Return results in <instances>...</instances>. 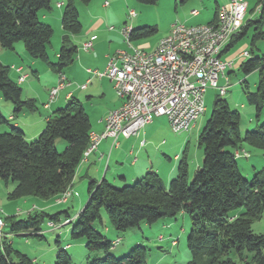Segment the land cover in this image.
I'll use <instances>...</instances> for the list:
<instances>
[{"label": "trees", "instance_id": "16d2710c", "mask_svg": "<svg viewBox=\"0 0 264 264\" xmlns=\"http://www.w3.org/2000/svg\"><path fill=\"white\" fill-rule=\"evenodd\" d=\"M76 1L66 0L65 3L62 26L66 33L56 62L50 60L47 52L54 29L39 16L40 11L51 9L53 0H0V46L13 50L21 41L33 59H40L52 70L63 72L74 62L78 52L70 35L79 34L83 29ZM79 1L89 4L92 0ZM137 1L154 4L158 0ZM256 7L260 10L259 17L247 20L232 36L225 55L233 57V48L252 33L250 57L237 59L235 66L246 75L256 70L260 72L257 90L247 92L248 102L256 106L260 117L264 109V56H254L253 49L264 39V0H256ZM156 31L157 27L144 26L133 29L130 37L132 40ZM10 70L0 59L2 97L13 104L15 113L36 110L35 99L23 98V89L10 77ZM3 123L10 129L0 132V182L14 185L8 193L9 199L57 200L63 192L72 189L92 131L89 115L80 100L72 97L65 106L54 111L34 141L28 140L22 129L10 124L0 107V124ZM60 139L66 142L62 151L58 147ZM198 141L204 158L191 182L184 152L177 176L168 185L156 173H149L146 182L125 184L122 188L115 187L106 178L99 183H89L88 200L71 236L74 240L85 238L90 251L102 254L91 264H147L148 249L142 245L133 247L120 258L112 254L114 242L94 227V223L101 220L102 211L117 231L187 213L193 227L188 238L191 259L186 264H264V233H255L252 229L253 221L261 218L264 211V167L247 180L235 155L236 151H245L246 155L242 156H249L242 146L244 142L264 152V122L242 136L240 112L232 109L228 100L217 98ZM73 195L74 192L70 197ZM2 213L4 210L0 208ZM63 213L67 215L65 221L70 222L67 210L55 214L41 210L29 213L25 219L6 216L5 225L9 222L15 233L34 230V235L41 238L40 224L45 219L56 224ZM5 225L0 227V264H38L13 246L3 233ZM232 254H236V258ZM56 264H72L66 247H58Z\"/></svg>", "mask_w": 264, "mask_h": 264}, {"label": "rangeland", "instance_id": "374dc122", "mask_svg": "<svg viewBox=\"0 0 264 264\" xmlns=\"http://www.w3.org/2000/svg\"><path fill=\"white\" fill-rule=\"evenodd\" d=\"M109 2L112 3V0H109ZM104 3L105 0H92L89 4H83L79 0L76 1V5L79 10V19L82 23L83 29L79 34H71L70 38L72 43L77 45L79 49L82 48V39L85 37L84 34L93 21V16L98 14L105 16L107 14L106 10L104 9ZM248 3L249 6L244 23L250 19H257L260 15V10L256 7V0H248ZM125 4L126 15L129 19L127 24L128 26H130L132 19H130L127 13L131 9H135L137 11L136 7L139 5L143 8L144 20L149 22L144 25H140L139 28L144 26L157 27V31L149 34V36H142L131 40L133 48L144 49L146 51H150L153 46L158 44L159 40L163 36L168 34L167 31L164 30L172 23L180 22L188 26L205 23L206 19L208 18V10L211 9L210 4L206 6L202 5L200 2L188 4L182 3L181 0L178 1V4L170 0H158L154 4H147L137 0H131L129 4H127V1H125ZM192 10H198L201 12V14L199 16H195ZM121 13V11H116L115 13L110 12L109 22L106 24V27L109 25L117 26L116 23H119L122 20ZM52 28L54 29V35L47 46V52L50 60L56 62L62 45V30H60V28L58 26L56 27L55 25L52 26ZM97 35H99V33H97ZM251 36L252 33L249 34L248 38L244 39L237 46H235L231 54H239L243 50H251ZM120 41L122 42V49H128L130 51L133 50L132 46L127 43L123 35ZM140 44L149 45L147 47H139ZM113 45L114 46L112 49H116V43H113ZM110 47L111 44L109 41H104L100 45V49H111ZM15 48L16 51L13 52L12 50L4 49L0 46V56H4V60H7L6 58H9L10 60L11 58V60H15L17 63H22L26 66V69L31 74V78H29L24 84L20 85L23 89V98L28 94L34 96V83H37V88L42 90L44 85L48 84V82H52L55 71L40 59H36L35 66L31 65L30 60L33 58L25 49L23 42H17L15 44ZM20 49H23V52L19 55ZM253 50L254 56H264V39L259 41ZM249 57H246L245 59H248ZM14 70L15 69L13 68L10 70V77L12 79H15L13 72ZM34 70L39 71L40 82L34 77V72H32ZM63 72L68 73L69 69L65 68ZM227 75L230 78V86L228 87L225 95L220 94L218 90L213 87L207 89L205 93L206 111L198 119L196 126L193 129L177 134L169 128L165 136L153 141L154 147L159 145L161 146V142L164 138L166 141H168V146L172 145V162H169V159H167L165 155H162V158L166 160L163 162H167L169 165L171 163H175L177 165L176 170L180 162L179 160L182 158L183 153L186 152L190 182L193 180L197 170L196 165L198 162H203L204 151L203 148L199 146L198 138L200 132L212 114L213 105L217 98L228 100L231 108L240 112L242 136H244L248 131L255 130L257 126L264 122V109L261 116L258 117L256 106L250 104L247 100V92H253L257 90L260 77L259 70L253 71L252 73L246 75L238 68V66H235L233 69L227 70ZM224 83L225 79L221 77L220 84L223 85ZM1 97L2 94L0 92L1 104L7 102L3 97L1 99ZM7 103L10 104L11 102L8 101ZM92 109L93 107L88 106V111L91 114L94 113ZM38 136L28 140L34 141L38 138ZM65 145L66 142L60 139V142H58L59 150L62 151ZM242 146L248 151L249 156L239 157L238 164L244 177L247 180H251L254 177L255 172L262 170L264 167V152L261 149L250 146L245 142L242 144ZM176 153L180 155L179 160L174 158ZM162 170L168 174L169 167L165 164V166L163 165ZM176 176L177 174L173 178ZM144 182H146V180H144ZM165 182V185H168L170 180ZM88 184L89 181L84 188L81 187L83 190L79 191L80 197L78 195V198L81 199L80 202L75 203L73 200H70L68 203H58L57 200L51 199L47 204L48 207L43 209L48 214H55L57 212L67 210L70 217V222L65 221L67 217L65 213L62 214V219L56 223V227L50 226L48 219H45L40 224L41 234L43 235L41 238L34 235V230L15 233L12 231L9 222H6V226L3 228V233L6 234V237L9 238L16 249L27 254L32 259H36L38 264H56V256L59 246L67 248V251L72 258V264H91L92 261L101 253L97 251H90L87 248V241L85 238L74 240L71 236L72 228L77 221V217L88 200ZM117 184L119 183H116L114 186L118 188L125 186L122 184ZM13 188L14 187L12 183L6 185L4 182H0V203L3 204L6 200H9L8 193ZM33 203L31 202L30 205ZM32 211L33 213H36L41 210L33 209ZM2 216L5 220L6 216L4 213H2ZM27 217L28 214L26 213L17 215V219H25ZM94 227L106 235L108 239L112 240L115 247L118 245V248L115 250L114 247L112 251V254L117 258L128 254L133 247L142 245L148 249L146 255L147 264H186V262L191 259V252L188 248V238L193 225L191 216L187 213H179L176 217L161 218L151 224L143 222L139 227L131 228L126 231H117L111 225L106 212L102 211V218L101 220H98L94 223ZM252 229L255 233H264V211L261 218L253 221ZM121 237L123 240H118ZM132 241L133 243H130ZM173 241L175 242L174 244ZM68 244H70L69 247L67 246ZM130 244L135 245L128 247ZM231 256L236 258V254H232Z\"/></svg>", "mask_w": 264, "mask_h": 264}, {"label": "crops", "instance_id": "0c3cea01", "mask_svg": "<svg viewBox=\"0 0 264 264\" xmlns=\"http://www.w3.org/2000/svg\"><path fill=\"white\" fill-rule=\"evenodd\" d=\"M53 1L55 2H52L51 9L40 11L39 16L43 22L50 24L51 26H58L60 30H62L63 37L65 30L62 26V16L66 0ZM125 1H127V4L131 2V0H112V3H110L109 0H105L104 9L107 14L105 13V16L99 14L93 16V21L85 32V37L82 39V48L79 49L76 45L78 47V52L74 62L67 67L69 72H65L68 76L69 84L61 89L57 99L51 102L49 106L46 104L49 102L50 89L56 85L59 77V72L56 71L55 75H53L54 78H52V82H48V84L44 85L42 90L37 88V83H34V96L28 94L24 97V99H35L37 105L36 110L15 113L12 103H10L11 105L7 103L8 101L3 104L0 103L2 114L10 121V124L22 129L25 132L27 139L37 137L44 129L49 116L58 108L63 107V105L72 97L81 101L89 115L92 125L91 132L101 133L104 131L105 119L108 113L119 107L122 100L116 93L114 82L108 77L98 76L95 71H103L107 66L109 57L116 51L122 50V42L120 41L122 37L121 30L128 24L129 20L126 15ZM170 1H174L178 4L179 0ZM181 2L188 4L200 2L205 6L210 4L211 9L208 10V18L205 23H202L207 24L217 21L220 8L229 7L231 0H181ZM136 8L138 13L135 9H131L136 11V16L134 18L130 17L129 12L127 13L130 19H132L130 24L132 29H137L140 25L149 23L143 18V8L139 5ZM116 11L122 12V20L119 23H116L117 26L109 25L106 27V24L109 22V13H115ZM192 11L193 13L194 11L197 12L194 13L195 16L201 14L198 10ZM171 25L168 28L166 27L164 31L170 33ZM97 33H99V35H97ZM94 36L95 38L92 40L91 38ZM90 40H92V46L90 49H85L83 44ZM104 41L110 42L111 49H100V45ZM113 43H116V49H112L114 46ZM148 45L149 44H140L139 47H147ZM155 47L156 46H153L151 50ZM22 50L20 49L19 55L23 52ZM12 51L15 52L16 48ZM3 57L4 56H0L1 61L5 65L10 66L11 69H15L13 71L15 75V79L13 78L14 81L21 85L31 78V74L24 64L17 63V61L11 60V58L10 60L9 58L4 60ZM233 58L235 61L239 59L235 53L233 54ZM35 61L36 59H31L30 64L35 66ZM19 68H21V70H18ZM26 74L28 77L21 82L20 76ZM39 76V71L34 70V77L40 82ZM82 85H86V87L83 88ZM88 106L93 107V114L88 111ZM169 128L171 129L168 119L165 116H160L154 118V120L142 128L137 135L128 138L120 136L117 140V145L114 144L112 137L101 140L98 144L97 150L92 152L87 159L82 160L78 166L71 186L72 190L77 194L70 197L66 203L70 200H73L75 203L80 202L81 199L78 198V195L80 197L79 191L83 190L82 188L86 186L88 181L89 183L91 181L99 183L106 178L113 185L116 183H119L117 185L133 184L145 180L149 173H156L159 175L164 184L166 183L165 181L171 180L177 174V165L175 163L169 165L167 162H163L166 160L162 158V155H165L167 159H169V162H172V145L168 146V141L164 138L161 142V146H153V141L165 136ZM9 129L10 126L7 123L0 124V132L8 131ZM174 158L179 160L180 155L176 153ZM165 164L169 167L168 174L162 170L163 165L165 166ZM201 165L202 163L198 162L196 168H200ZM40 200L41 199L35 197H24L18 200L9 199L3 204L0 203V207L4 210L5 216H15L24 213L29 214L33 212V209L43 210L48 207L47 204L49 200ZM31 202L34 203L30 205ZM120 239L123 240L122 237L118 240ZM130 243H133V241ZM133 245L135 244H130L128 247H132ZM67 246L69 247L70 244ZM117 248L118 245L115 247V250ZM98 256L101 257L102 254H99Z\"/></svg>", "mask_w": 264, "mask_h": 264}, {"label": "built area", "instance_id": "2783aa9c", "mask_svg": "<svg viewBox=\"0 0 264 264\" xmlns=\"http://www.w3.org/2000/svg\"><path fill=\"white\" fill-rule=\"evenodd\" d=\"M248 6L247 0H231L229 7L233 8V15H240V24H235L234 32L225 30L218 35V47H210L211 37L209 42L200 43V35L208 34H197V25L175 22L170 31H177L176 39H169L168 33L153 50L133 48L130 37L133 29L125 25L121 33L133 50L116 51L109 57L103 71H95L98 76L108 77L114 82L122 103L108 113L104 131L95 132L94 146L89 150V155L97 150L101 140L112 137L117 145L120 136L128 138L137 135L156 117L165 116L172 131L177 134L193 129L206 111L207 89L213 87L219 93H226L230 86L227 70L234 68L236 61L225 55V49L232 36L243 26ZM129 15L134 18L136 11L130 10ZM92 40L85 42L83 47L90 49ZM249 55L248 50H243L238 58L245 59ZM27 77V74L21 75L20 81L23 82ZM221 77L225 79L223 85L220 84ZM68 84L67 74L60 72L57 84L50 89L46 105L57 99L61 89ZM235 155L240 157L246 152L236 151ZM74 194L77 193L74 191ZM49 224L56 227L53 222ZM3 225L5 220L0 214V227Z\"/></svg>", "mask_w": 264, "mask_h": 264}, {"label": "bare ground", "instance_id": "6f19581e", "mask_svg": "<svg viewBox=\"0 0 264 264\" xmlns=\"http://www.w3.org/2000/svg\"><path fill=\"white\" fill-rule=\"evenodd\" d=\"M235 24H240V15H233L232 7H222L219 10L218 19L213 23H208V25H197L196 33L197 34H208V35H200V43H207L210 39V47H218L220 43V36L223 31L234 32ZM177 31H170L169 39H176ZM163 37L159 40L158 43H161ZM225 95L226 93H220ZM94 135L95 132H91L90 134V144L89 147L84 152V159H87L89 155V150L94 146ZM74 191L72 189H68L61 194V196L57 199V202H62L63 200H68V198L72 195ZM1 232V228H0Z\"/></svg>", "mask_w": 264, "mask_h": 264}]
</instances>
